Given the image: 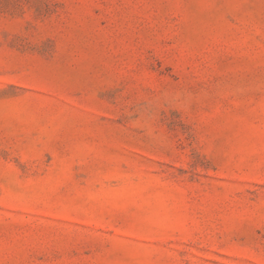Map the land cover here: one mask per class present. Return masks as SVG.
<instances>
[{"label":"rangeland","instance_id":"obj_1","mask_svg":"<svg viewBox=\"0 0 264 264\" xmlns=\"http://www.w3.org/2000/svg\"><path fill=\"white\" fill-rule=\"evenodd\" d=\"M0 264H264V0H0Z\"/></svg>","mask_w":264,"mask_h":264}]
</instances>
